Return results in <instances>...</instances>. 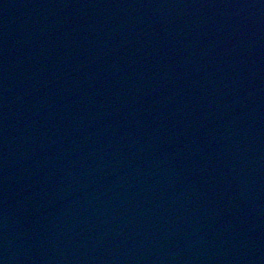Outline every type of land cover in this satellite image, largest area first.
Wrapping results in <instances>:
<instances>
[{
    "label": "water",
    "instance_id": "water-1",
    "mask_svg": "<svg viewBox=\"0 0 264 264\" xmlns=\"http://www.w3.org/2000/svg\"><path fill=\"white\" fill-rule=\"evenodd\" d=\"M0 264H264V0H0Z\"/></svg>",
    "mask_w": 264,
    "mask_h": 264
}]
</instances>
